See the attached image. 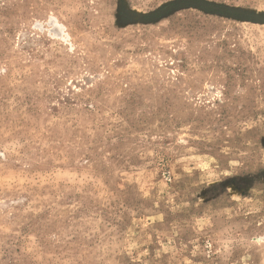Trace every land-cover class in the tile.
<instances>
[{"label": "rangeland", "instance_id": "rangeland-1", "mask_svg": "<svg viewBox=\"0 0 264 264\" xmlns=\"http://www.w3.org/2000/svg\"><path fill=\"white\" fill-rule=\"evenodd\" d=\"M0 264H264V0H0Z\"/></svg>", "mask_w": 264, "mask_h": 264}]
</instances>
